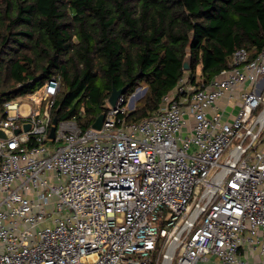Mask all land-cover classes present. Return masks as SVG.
<instances>
[{"label": "built area", "instance_id": "built-area-1", "mask_svg": "<svg viewBox=\"0 0 264 264\" xmlns=\"http://www.w3.org/2000/svg\"><path fill=\"white\" fill-rule=\"evenodd\" d=\"M59 90L4 104L0 264H264V45L208 84L184 75L143 120L126 119L138 87L100 130L51 138Z\"/></svg>", "mask_w": 264, "mask_h": 264}, {"label": "trees", "instance_id": "trees-1", "mask_svg": "<svg viewBox=\"0 0 264 264\" xmlns=\"http://www.w3.org/2000/svg\"><path fill=\"white\" fill-rule=\"evenodd\" d=\"M264 45V0H0V117L4 104L52 77L58 122L91 127L113 89L145 96L128 122L151 116L184 75L208 84L245 48ZM190 56L191 70L183 69Z\"/></svg>", "mask_w": 264, "mask_h": 264}, {"label": "water", "instance_id": "water-1", "mask_svg": "<svg viewBox=\"0 0 264 264\" xmlns=\"http://www.w3.org/2000/svg\"><path fill=\"white\" fill-rule=\"evenodd\" d=\"M183 69L185 71H190L191 70V59H190V56H186L184 61H183ZM124 89H120V90H117V89H113V92L108 100L109 104L114 107L119 99V97L121 95L124 94ZM147 92V88L144 89V93ZM104 117H105V113H101V115L96 119V121L94 122V124L92 125V127L94 129H97V130H100L102 128V125H103V121H104ZM58 124V121L57 119H54L53 120V125L51 127V132H50V137L51 138H54L55 136V130H56V125ZM29 125H25V128L24 130L25 131H28L29 129ZM21 131L20 130H16L14 132V134H19ZM13 136V133L10 132L9 130L7 129H4V128H0V139H10L11 137Z\"/></svg>", "mask_w": 264, "mask_h": 264}, {"label": "crops", "instance_id": "crops-1", "mask_svg": "<svg viewBox=\"0 0 264 264\" xmlns=\"http://www.w3.org/2000/svg\"><path fill=\"white\" fill-rule=\"evenodd\" d=\"M202 78V75H201V67L198 68L197 70V80H201ZM253 86H248L247 87V90H251ZM219 105L223 108H226L227 112H235L237 111V108H233V107H230L231 106V103L227 104V101L226 99H223L221 101H219Z\"/></svg>", "mask_w": 264, "mask_h": 264}, {"label": "rangeland", "instance_id": "rangeland-1", "mask_svg": "<svg viewBox=\"0 0 264 264\" xmlns=\"http://www.w3.org/2000/svg\"><path fill=\"white\" fill-rule=\"evenodd\" d=\"M147 88L146 86H141V91H139L136 96H135V100H133L135 103V105L138 104V102L145 96L146 93L143 92V89ZM130 98V97H129ZM22 102H28V99L25 97V98H22L21 99ZM132 102V100H130V103Z\"/></svg>", "mask_w": 264, "mask_h": 264}, {"label": "bare ground", "instance_id": "bare-ground-1", "mask_svg": "<svg viewBox=\"0 0 264 264\" xmlns=\"http://www.w3.org/2000/svg\"><path fill=\"white\" fill-rule=\"evenodd\" d=\"M23 109L24 110H27L28 109V106L26 104L23 105Z\"/></svg>", "mask_w": 264, "mask_h": 264}]
</instances>
